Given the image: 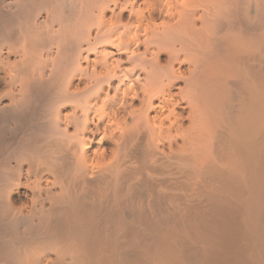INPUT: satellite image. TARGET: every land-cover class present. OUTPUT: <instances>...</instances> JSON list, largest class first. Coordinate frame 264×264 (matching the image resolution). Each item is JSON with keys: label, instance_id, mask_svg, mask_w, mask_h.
Listing matches in <instances>:
<instances>
[{"label": "bare ground", "instance_id": "bare-ground-1", "mask_svg": "<svg viewBox=\"0 0 264 264\" xmlns=\"http://www.w3.org/2000/svg\"><path fill=\"white\" fill-rule=\"evenodd\" d=\"M0 264H264V0H0Z\"/></svg>", "mask_w": 264, "mask_h": 264}]
</instances>
